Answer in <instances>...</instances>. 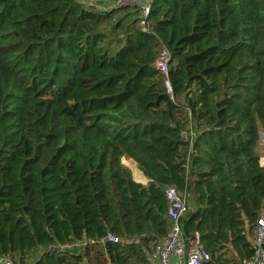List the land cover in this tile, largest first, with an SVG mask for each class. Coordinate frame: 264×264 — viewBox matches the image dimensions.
Masks as SVG:
<instances>
[{
    "label": "trees",
    "instance_id": "1",
    "mask_svg": "<svg viewBox=\"0 0 264 264\" xmlns=\"http://www.w3.org/2000/svg\"><path fill=\"white\" fill-rule=\"evenodd\" d=\"M93 1L0 0V255L148 264L175 187L207 264H242L264 217V0H151L147 31ZM81 238L96 244L57 247Z\"/></svg>",
    "mask_w": 264,
    "mask_h": 264
},
{
    "label": "built area",
    "instance_id": "2",
    "mask_svg": "<svg viewBox=\"0 0 264 264\" xmlns=\"http://www.w3.org/2000/svg\"><path fill=\"white\" fill-rule=\"evenodd\" d=\"M120 7L135 8L142 18L141 25L145 31L148 30L149 23L145 21L151 7V0H110L101 8L111 9ZM170 54L165 47H161L155 61L156 67L164 76V87L167 93H171V86L168 80V66ZM194 132L190 129L182 132L185 140H192ZM167 198V217L169 220L168 230L165 236L157 240L152 247L149 255L148 264H207L210 261V254L204 248L197 232L186 236L183 230L182 220L190 210L189 203L183 192H179L175 187H167L165 190ZM250 242L254 248V254L246 259L242 264H264V217L256 219L252 227ZM119 238L111 233L96 241L104 244L105 242H118ZM94 240L81 238L57 245L60 250L83 251L86 247L96 244ZM0 264H21L9 255H0Z\"/></svg>",
    "mask_w": 264,
    "mask_h": 264
},
{
    "label": "rangeland",
    "instance_id": "3",
    "mask_svg": "<svg viewBox=\"0 0 264 264\" xmlns=\"http://www.w3.org/2000/svg\"><path fill=\"white\" fill-rule=\"evenodd\" d=\"M80 2H82L83 4H87V5H93V4H96V6L98 7V3L97 2H94L93 0H79ZM101 9H103V8H101ZM120 12V11H119ZM118 12V13H119ZM257 151L259 152V154H260V156H261V158H260V163L264 166V133H261L260 134V138H259V141H258V145H257ZM125 160H127V159H125ZM123 162V164H125L124 163V161H122ZM126 165V164H125ZM127 166V165H126ZM128 168H129V166H127ZM131 173H132V175L134 176V171L133 170H131ZM91 249V252L90 253H88L89 255H88V257L85 259V262H84V264H95L96 263V261H95V259H94V257L93 256H95L96 255V253H95V249H93V248H90ZM33 257L31 256V255H27L26 256V262H28V263H31L32 261H31V259H32ZM98 260L100 261H102V259L99 257L98 258ZM98 260H97V262H98ZM102 264H106V262H105V260L103 259V261H102Z\"/></svg>",
    "mask_w": 264,
    "mask_h": 264
},
{
    "label": "crops",
    "instance_id": "4",
    "mask_svg": "<svg viewBox=\"0 0 264 264\" xmlns=\"http://www.w3.org/2000/svg\"><path fill=\"white\" fill-rule=\"evenodd\" d=\"M261 158V157H260ZM123 159H127L128 161L130 160L131 161V165L132 167H129V170H133L134 171V176H133V179L136 181V182H139L141 184H146L148 182V179L146 178V176L138 169L137 167V164L135 161H133L132 159H128V158H123ZM134 163V164H133ZM138 176V177H137ZM252 229L250 231V234L248 235V239L250 241L251 239V236H252Z\"/></svg>",
    "mask_w": 264,
    "mask_h": 264
},
{
    "label": "bare ground",
    "instance_id": "5",
    "mask_svg": "<svg viewBox=\"0 0 264 264\" xmlns=\"http://www.w3.org/2000/svg\"><path fill=\"white\" fill-rule=\"evenodd\" d=\"M122 161H124V163L127 165V166H129V167H132V163H131V161L129 160H125V159H122ZM134 164V163H133ZM138 177V176H137Z\"/></svg>",
    "mask_w": 264,
    "mask_h": 264
},
{
    "label": "water",
    "instance_id": "6",
    "mask_svg": "<svg viewBox=\"0 0 264 264\" xmlns=\"http://www.w3.org/2000/svg\"><path fill=\"white\" fill-rule=\"evenodd\" d=\"M125 168L129 169L125 164H124Z\"/></svg>",
    "mask_w": 264,
    "mask_h": 264
}]
</instances>
